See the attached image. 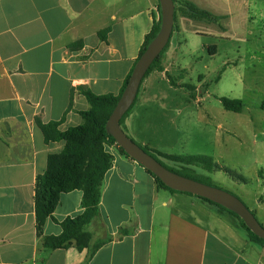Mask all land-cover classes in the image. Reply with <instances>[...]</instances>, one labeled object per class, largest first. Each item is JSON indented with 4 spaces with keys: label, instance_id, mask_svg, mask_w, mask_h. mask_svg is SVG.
Here are the masks:
<instances>
[{
    "label": "crops",
    "instance_id": "obj_1",
    "mask_svg": "<svg viewBox=\"0 0 264 264\" xmlns=\"http://www.w3.org/2000/svg\"><path fill=\"white\" fill-rule=\"evenodd\" d=\"M184 1L214 13L249 12L257 0ZM157 6V0H0V264H264V246L251 242L235 217L196 196L157 188L116 146L106 148L112 166L103 179L99 214L86 226L93 245L108 241L88 258V249H45L37 236L36 179L64 143L46 144L35 120L61 121L65 131L80 125L79 112L89 108L80 88L117 96L158 21ZM105 29L102 41L98 33ZM180 45L170 41L162 71L144 78L121 124L140 146L147 143L134 128L146 130L142 115L150 103L163 101L160 82L169 96L185 90L167 79ZM81 200L79 190L61 194L43 236L59 235L62 221L83 212ZM255 205L264 227V192Z\"/></svg>",
    "mask_w": 264,
    "mask_h": 264
},
{
    "label": "rangeland",
    "instance_id": "obj_2",
    "mask_svg": "<svg viewBox=\"0 0 264 264\" xmlns=\"http://www.w3.org/2000/svg\"><path fill=\"white\" fill-rule=\"evenodd\" d=\"M215 13L226 17L217 24L191 21L177 10L171 40L181 44V52L167 79L193 89L169 96L168 85L160 82L163 101H153L142 115L146 130H134L147 143L141 147L165 166L233 194L254 214L264 192V1H251L249 12ZM221 97L241 100L242 111L225 110ZM155 151L211 157L221 170L185 171Z\"/></svg>",
    "mask_w": 264,
    "mask_h": 264
},
{
    "label": "trees",
    "instance_id": "obj_3",
    "mask_svg": "<svg viewBox=\"0 0 264 264\" xmlns=\"http://www.w3.org/2000/svg\"><path fill=\"white\" fill-rule=\"evenodd\" d=\"M173 3L174 27L172 33L175 30L178 9H181L184 16L191 20L205 21L217 24L224 18L222 16H217L208 11L202 10L188 1L173 0ZM157 10L159 14L158 21L154 23L152 30L145 37L139 57L142 55L150 41L158 32L161 18L159 3L157 6ZM107 33L108 29L99 32V39L105 41ZM170 41L171 37L164 50L146 72L144 78L154 69L162 71V67L160 65L161 56L169 46ZM78 44L80 46L81 42L69 46V49H72ZM139 57L137 58V60L139 59ZM130 75L131 73L125 79L121 91L117 96H114L112 94L95 95L88 89L80 88L79 90L85 97L89 108L86 111L79 112L82 118V123L78 126L70 127L65 131H60L59 125L61 124V121H52L43 124L40 120H35L36 125L40 129L43 135V140L46 144L51 142L64 143V148L60 153L48 155L46 170L42 175L37 177L35 184V228L37 236L42 237V246L45 249H68L70 247H74L79 251L88 249V258H90L104 242L108 241L106 240L104 242L93 245L92 235L86 230V226L99 214V203L101 199L103 179L107 171L112 166L113 156L110 152H108L106 148L108 146H116L120 153L129 157L121 148L117 146L115 140L106 132L105 125L120 95L122 94ZM169 81L172 86H175V83L172 80ZM187 86L188 85L184 84L180 87L186 89ZM188 87H190L189 89L191 90L193 89V87L191 86ZM219 101L223 108L227 111L234 113H240L242 111L243 105L242 101L239 99H229L226 97H221L219 98ZM133 105L131 106V108L133 107ZM70 108L71 103L69 104L67 110H69ZM131 108L121 118L120 126L123 123L125 117L130 112ZM260 109L264 112V99L260 104ZM138 146L141 147L140 145ZM141 148L171 172L210 185L192 177L186 172L182 173L173 168L165 166L155 155L151 154L147 149L143 147ZM155 154L175 164L181 165L183 169H185V171H188L187 169H190V167H201L208 172H212L214 169L221 170L220 167L213 162V159L211 157L200 155L184 157L177 155H167L158 151H155ZM146 172L153 177L157 188L165 189L171 192H177L166 187L150 171L146 170ZM243 181L245 180L243 179ZM74 190H79L82 192L81 206L83 208V212L76 217H68L64 221H62L60 223L61 233L59 235L43 236V226L48 218H52V214L59 202L60 195L63 193H69ZM184 194L194 196L189 193ZM197 198L235 217L239 222V226L246 232L248 239L253 243L264 246V241L250 232L246 228L244 223L234 213L206 199L200 197ZM121 233L125 232L123 231Z\"/></svg>",
    "mask_w": 264,
    "mask_h": 264
},
{
    "label": "water",
    "instance_id": "obj_4",
    "mask_svg": "<svg viewBox=\"0 0 264 264\" xmlns=\"http://www.w3.org/2000/svg\"><path fill=\"white\" fill-rule=\"evenodd\" d=\"M158 3L161 17L158 32L136 61L125 88L106 122V132L126 155L150 171L166 187L177 192L192 194L225 208L234 213L250 232L264 241V227L240 199L222 189L171 172L133 142L121 129V118L133 105L146 72L164 50L172 35L173 0H158Z\"/></svg>",
    "mask_w": 264,
    "mask_h": 264
}]
</instances>
